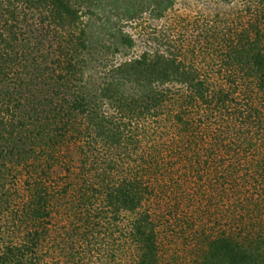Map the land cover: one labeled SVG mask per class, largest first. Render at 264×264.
<instances>
[{
	"label": "trees",
	"instance_id": "obj_1",
	"mask_svg": "<svg viewBox=\"0 0 264 264\" xmlns=\"http://www.w3.org/2000/svg\"><path fill=\"white\" fill-rule=\"evenodd\" d=\"M177 1L0 0V264H264V0Z\"/></svg>",
	"mask_w": 264,
	"mask_h": 264
},
{
	"label": "rangeland",
	"instance_id": "obj_2",
	"mask_svg": "<svg viewBox=\"0 0 264 264\" xmlns=\"http://www.w3.org/2000/svg\"><path fill=\"white\" fill-rule=\"evenodd\" d=\"M175 17L177 19L181 18H188L195 15H198L201 12H205L206 14H213L214 9H216V3L214 0H178L175 7H174ZM149 22L144 21L142 25L132 27L128 26V31L133 35V37L136 39V46L134 49L127 51L125 55H120L118 58H116V61L123 62L125 60H128L132 57H136L141 55L146 50H154V43L149 41L147 38V34L149 31V23L151 24V21L148 16ZM166 20H164L162 23H164ZM115 61V60H113Z\"/></svg>",
	"mask_w": 264,
	"mask_h": 264
}]
</instances>
